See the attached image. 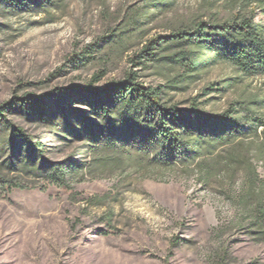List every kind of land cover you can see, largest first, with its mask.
Wrapping results in <instances>:
<instances>
[{"label":"rangeland","instance_id":"1","mask_svg":"<svg viewBox=\"0 0 264 264\" xmlns=\"http://www.w3.org/2000/svg\"><path fill=\"white\" fill-rule=\"evenodd\" d=\"M41 1L21 10L0 6V103L60 87L94 83L100 89L130 69L140 81L159 84L163 68L133 66L129 57L152 36L168 33L179 17L199 12L207 0H176L152 19L146 0ZM256 20L264 21L260 10ZM112 29H124L123 45L107 40L92 47ZM91 47L88 60L72 61ZM226 78L233 84L225 91L204 94L210 83ZM171 96L182 106L197 98L207 111L220 112L237 97L264 98V75L242 76L218 62ZM6 120L39 140L48 159L70 168L65 184H58L27 175L0 156V264H264V240L242 225V173L206 185L180 166L104 164L84 140L60 138L38 119L12 111ZM254 162L264 179V162Z\"/></svg>","mask_w":264,"mask_h":264},{"label":"trees","instance_id":"2","mask_svg":"<svg viewBox=\"0 0 264 264\" xmlns=\"http://www.w3.org/2000/svg\"><path fill=\"white\" fill-rule=\"evenodd\" d=\"M175 2L146 0L147 6L152 5L148 18H156ZM38 4L42 1L0 0V6L10 10ZM204 4L199 12L179 17L168 33L149 38L129 57L133 66L163 68L164 81L159 84L140 81L138 71L130 69L122 79L93 88L104 75L101 71L89 87H60L42 96L25 93L0 103V156L6 155L27 175L58 184L67 181L70 165L48 159L39 140L6 120L7 112L17 111L50 126L60 138L84 140L104 164L140 169L180 166L195 172L206 185L215 179L233 181L242 173L246 179L239 198L242 225L264 240V179L254 162H264V98L237 97L223 111L211 112L197 98L182 106L171 96L172 91L199 81L201 73L218 62L231 64L242 76L264 75V21L256 20L259 10L264 16V0ZM124 34V29H112L92 47L108 41L123 45ZM92 47L88 55L72 61L88 60ZM231 79L210 83L204 94L225 91L233 84L228 83Z\"/></svg>","mask_w":264,"mask_h":264}]
</instances>
